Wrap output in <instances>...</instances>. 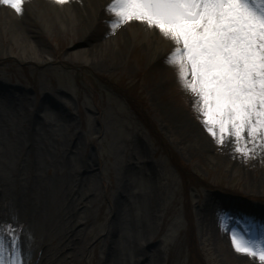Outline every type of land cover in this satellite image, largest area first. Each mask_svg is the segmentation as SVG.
<instances>
[{"label": "rangeland", "instance_id": "374dc122", "mask_svg": "<svg viewBox=\"0 0 264 264\" xmlns=\"http://www.w3.org/2000/svg\"><path fill=\"white\" fill-rule=\"evenodd\" d=\"M1 4L0 226L20 234L26 264H260L231 233L260 236L245 221L264 225V148L246 158L206 130L165 63L174 43L136 21L110 34L97 12L81 54L66 9L25 0L26 19Z\"/></svg>", "mask_w": 264, "mask_h": 264}, {"label": "snow or ice", "instance_id": "6c2138e0", "mask_svg": "<svg viewBox=\"0 0 264 264\" xmlns=\"http://www.w3.org/2000/svg\"><path fill=\"white\" fill-rule=\"evenodd\" d=\"M24 2L0 0L18 14L23 13ZM68 2L56 0L61 5ZM106 12L114 16L106 21L110 34L136 21L146 34L158 29L174 43L165 63L179 66V81L200 98L202 123L218 143L224 144L226 133L234 136L235 151L246 158L257 143L264 148V0H113ZM220 219L226 230V214ZM245 227L260 236L248 238L233 230L234 250L264 264V225L249 219ZM4 231H9L15 246L8 260ZM0 264H26L20 234L11 225L0 226Z\"/></svg>", "mask_w": 264, "mask_h": 264}, {"label": "bare ground", "instance_id": "6f19581e", "mask_svg": "<svg viewBox=\"0 0 264 264\" xmlns=\"http://www.w3.org/2000/svg\"><path fill=\"white\" fill-rule=\"evenodd\" d=\"M41 5H43V7L45 8L44 10L49 13L50 15L54 12L55 14H58L59 12L57 11H61L62 9H66L67 12H69L72 17L75 20V24H76V31L78 33H81L80 39H81V50L80 53L84 54L87 51V47L90 46V43L92 42L91 38L93 37V35L95 34V23L93 26V19L91 18L90 13H94V15L97 12H100L102 14L107 13L106 12V8L108 5H110L112 2L110 0H69V2L67 4H57L56 0H37ZM4 6L1 4L0 5V11L4 12ZM60 14V13H59ZM6 16V15H5ZM22 17L26 18V19H32V15L31 12L28 11V9L24 6V10L23 13L21 14ZM71 17V18H72ZM70 18V19H71ZM112 19H114V16H112ZM62 22V20H61ZM141 25V24H140ZM13 29H15L18 32L20 31V25L17 22H14ZM0 36H1V32H0ZM93 45V44H91ZM104 43L102 42L101 46H103ZM106 51V50H105ZM33 53L38 52L37 49H34L32 51ZM99 53V52H98ZM116 52L113 51H106V53H103L102 56L104 59V61L102 62V64L105 63H115L117 64L116 60L117 57L116 56ZM110 60H115L113 62H109ZM114 64V65H115ZM70 229H72V225H70ZM66 238H68L69 241H71V237L66 236ZM249 259V256L247 255H242L240 256V259H244L245 260ZM39 264H42V262L39 260Z\"/></svg>", "mask_w": 264, "mask_h": 264}, {"label": "trees", "instance_id": "16d2710c", "mask_svg": "<svg viewBox=\"0 0 264 264\" xmlns=\"http://www.w3.org/2000/svg\"><path fill=\"white\" fill-rule=\"evenodd\" d=\"M134 106H135L136 108H138L135 104H134ZM142 119L145 120V122H146V118H145L144 115L142 116ZM178 162H180V161L178 160Z\"/></svg>", "mask_w": 264, "mask_h": 264}]
</instances>
